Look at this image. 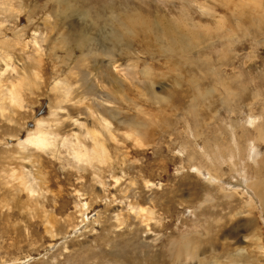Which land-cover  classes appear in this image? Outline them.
Listing matches in <instances>:
<instances>
[{
	"label": "rangeland",
	"instance_id": "1",
	"mask_svg": "<svg viewBox=\"0 0 264 264\" xmlns=\"http://www.w3.org/2000/svg\"><path fill=\"white\" fill-rule=\"evenodd\" d=\"M0 90V264H264V0H0Z\"/></svg>",
	"mask_w": 264,
	"mask_h": 264
},
{
	"label": "bare ground",
	"instance_id": "2",
	"mask_svg": "<svg viewBox=\"0 0 264 264\" xmlns=\"http://www.w3.org/2000/svg\"><path fill=\"white\" fill-rule=\"evenodd\" d=\"M253 2V1H252ZM260 4V2L257 4V5H259ZM130 26V25H129ZM220 38V37H219ZM196 39V38H195ZM195 39H193L194 41H195ZM10 57V56H9ZM11 58V57H10ZM3 59V58H2ZM6 60V59H5ZM10 61V60H9ZM2 63V62H1ZM240 78H241V76H240ZM191 80V79H190ZM234 88V87H233ZM1 91V90H0ZM229 91V90H228ZM228 91H226V89H225V93L227 92V93H229ZM232 91V90H231ZM226 93V94H227ZM14 94V93H13ZM230 95H233V94H231V93H229ZM260 94V93H259ZM244 97V96H243ZM242 97V98H243ZM17 98V99H16ZM14 99H16V102H19V100L21 99L20 98V96H14ZM257 99V98H256ZM237 100V99H236ZM239 100L241 101V96L239 97ZM239 100H237V102L239 101ZM233 101V100H232ZM239 101V102H240ZM254 101V100H253ZM253 101L252 102H248L249 103V105L250 106H252L254 103H253ZM175 102H180V100L179 99H177ZM175 105V104H174ZM255 122H256V120H254V119H252V118H249V122H248V124H247V129L249 130V125L250 126H252V127H255ZM260 125V124H259ZM263 125V124H262ZM264 127V126H263ZM258 128L259 129H261V127H259L258 126ZM255 129V128H254ZM250 132H251V130H249ZM256 132H257V135H258V141L260 142L261 141V139H263L262 138V134L264 133V129L262 128V130H258L257 128H256ZM47 137H48V134L47 133H44V132H42V131H38L37 132V134H35V136H31V137H29L27 140H28V143H30V144H32V145H34V146H43V145H45V143L47 142ZM218 144H220V142L218 143ZM209 148V147H208ZM206 149H207V147H206ZM205 150V149H204ZM240 150H241V152H242V154H245L246 152H244V150H243V148L240 146ZM260 150L258 149V145H256V146H254L253 147V149H252V152L250 153V151H249V158L247 159V160H249V159H252L255 163H256V165H254V166H252L253 168L251 169L253 172H252V176H250L249 178L246 176L247 175V171H249L250 169L249 168H251V167H249V166H247L246 168H245V172H244V175H242V181L243 182H239L240 183V185H242L243 187H245V185L246 186H248L249 188H252V190L256 193V195L259 197V198H263V200H261V204L263 205L264 204V197H263V192H264V181L261 179L262 177H261V172H263L264 171V157L260 154V152H259ZM209 151H207L206 150V152L204 151L203 153L204 154H207ZM240 152V153H241ZM257 152H258V154H257ZM209 154V153H208ZM211 156V155H210ZM215 156H217V154L215 155ZM214 158V157H213ZM212 158V159H213ZM235 158V157H234ZM208 159V158H207ZM209 160V159H208ZM214 160H215V158H214ZM232 160V159H231ZM210 162H211V158H210V160H209ZM215 161H217V160H215ZM212 163H213V161H212ZM248 178V179H247ZM23 185H24V187L26 188V190H27V184H24V183H22ZM27 192H28V194L29 195H31V196H33L34 194H35V192L34 191H28L27 190ZM210 200V199H209ZM211 202V201H210ZM131 206V205H130ZM133 206V205H132ZM131 206V207H132ZM254 206V205H253ZM133 207H135V206H133ZM132 207V208H133ZM251 207V206H250ZM131 208V209H132ZM138 209H139V207H138ZM133 210V209H132ZM134 210L136 211V209L134 208ZM134 211V212H135ZM138 212V211H137ZM142 213V215L143 214H145V216H143L144 218L146 217L147 218V214L148 213H150V211H148L147 209H144V208H140V214ZM140 214H139V216H140ZM152 214V213H151ZM203 215V214H202ZM145 218V219H146ZM147 219H149V218H147ZM255 235V234H254ZM258 238V237H257ZM190 244V243H189ZM262 245V244H261ZM257 247V246H256ZM258 248H260L261 250H263L264 251V248L263 247H260V246H258ZM257 248V249H258ZM216 258H217V256H215ZM241 258V257H240ZM249 261H251V260H249ZM245 263V262H244Z\"/></svg>",
	"mask_w": 264,
	"mask_h": 264
}]
</instances>
